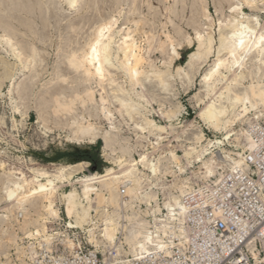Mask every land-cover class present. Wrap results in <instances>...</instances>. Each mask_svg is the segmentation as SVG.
<instances>
[{
    "label": "bare ground",
    "instance_id": "obj_1",
    "mask_svg": "<svg viewBox=\"0 0 264 264\" xmlns=\"http://www.w3.org/2000/svg\"><path fill=\"white\" fill-rule=\"evenodd\" d=\"M84 1L91 12L109 2L122 3ZM137 1L132 0L127 9L131 15L122 27L116 29L118 18L109 14L95 25L89 23L87 35L79 23L90 19L76 12L82 0H51V4L49 0H0V51L14 60L12 65L0 61V96L5 94L4 84L10 82L14 127L15 113H22L20 105L29 109L35 89L41 87L34 106L39 122L48 127L45 131L50 130L49 124L70 129L67 140L77 144L101 138L109 163L101 172L79 175L88 167L87 160L44 165L29 159L20 160L15 170L0 172V211L12 214L25 238L39 236L25 246L18 242L17 232L1 229V237L14 245L17 257L37 254V245L52 250L55 242L72 251L76 240L69 228L85 231L96 246L103 244L105 256L112 250L118 256L140 257L151 251L169 254L172 237L182 230V195L199 181H216L227 168L245 164L240 148L252 147L248 125L264 121V23L260 19L264 0H237L225 21L220 17L224 0H174L168 8L164 6L169 13L168 21L162 22L165 39L144 30V45L136 33L147 18L140 17ZM60 2L76 12L66 22L60 17ZM208 3L221 19L217 36L200 28L203 24L194 17L186 24L194 28L193 36L185 33L177 40L165 31L170 22L176 35H181L183 27L175 25L172 16L182 19L188 5L193 16L203 15L204 26L211 28L214 19ZM53 31L58 33L57 41L51 38ZM84 33L88 37L82 43ZM50 46L56 58L48 67L43 62L51 54L45 49ZM185 46L194 49L185 65L175 67L178 49ZM158 50L168 54L161 66L152 59ZM202 69L200 89L189 97L197 115L182 123L179 115L184 106L173 91L174 83L178 80L187 91ZM30 71L32 75L24 77ZM153 113L165 122H158ZM197 120L221 137H207ZM4 123L0 117V129ZM147 145L155 152L148 151ZM0 164L4 166L5 161ZM66 185L71 186L68 191L63 189ZM62 206L69 219L66 227L48 233V222L60 218ZM8 214L0 213L1 223L9 219ZM3 255L7 261L0 264H8L9 254Z\"/></svg>",
    "mask_w": 264,
    "mask_h": 264
},
{
    "label": "rangeland",
    "instance_id": "obj_2",
    "mask_svg": "<svg viewBox=\"0 0 264 264\" xmlns=\"http://www.w3.org/2000/svg\"><path fill=\"white\" fill-rule=\"evenodd\" d=\"M82 1H83L81 4L82 6L80 5L81 7H79L78 10L80 8L81 9L79 11L77 10L76 12H79V13L82 12L81 14L85 15L84 18L88 17L86 19L87 21L90 19V21H88L87 23H84L85 20L80 21V23H82V24L79 23L80 27H82V26L86 27V28H84V31H88V30L90 31L89 27L91 28L92 25H95V23L97 24V21H100L103 17H104L103 19L108 18V16L110 17V15L118 18V22H117L115 27H116V29H119L120 27L123 26V23H124V20H126V17L131 15L129 13V10L127 11V9H129L128 7L131 6L132 0H121L122 3L120 1L117 2L119 5H122V8L118 4L116 5V3H114V4L110 3V2H109L110 4L106 3L104 5L105 7L102 6V7H100L99 10H97L99 12H97V11L91 12L90 11L91 8L89 10V8L87 7L89 5H87V4L85 5L86 1H84V0H82ZM138 1L140 2L141 5L138 3ZM138 1H137V9L138 8L140 9V10L138 9V12H141V13H139L140 17H146L147 18L146 24L143 25L144 27L141 26V29H139V31L136 33V38L138 39V41H141L142 45H144L145 44L144 39L146 37V34H148L149 36H151L152 34L159 35V36H161V38L165 39V34L163 33L164 29H162V22L168 21L167 17L169 15V13L166 10V8H168L170 5H172L174 3V0H159V1L158 0H138ZM49 3L51 4V0H49ZM148 3H151L150 4L151 5L150 11L151 12H154V11L157 12V14L155 13L154 15L159 14L158 16H154L151 14L150 11H148L149 10L148 9L149 8ZM237 3H238L237 0L236 1L235 0H229V1L224 0L222 2V9L224 7V9L222 11L225 14V16H224L223 13H220L221 19L223 18L222 20L225 21V18L230 14L229 11H231V9H230L231 6H234ZM57 4L60 5V6L57 5V7L61 11V13H60V15H61L60 17H62L61 19H63V18L65 19L64 22L71 19V17L73 15H75L76 12H73L74 8H69L65 3H62V2L57 3ZM154 5L159 6V7H157V9H156L154 7ZM180 7H181L180 5L177 6L178 10L182 11L183 9ZM207 7H208L213 19H214L211 28L209 27V29L208 28L206 29L207 25L204 26V24L207 22L206 18L203 15L199 16V18H198V16L197 17L195 15L193 16V11H191L192 9H190L191 6L188 5L185 8V10L187 9L188 11L183 10L182 16H184V17L181 16L182 19L180 17L177 18V17L172 16V20L175 23V25H178V26L180 25L179 27L180 28L183 27V29H184L183 30L181 28L182 33L180 36L182 38L180 36L178 37V34L176 35V32L173 29V25L170 22H168V28H166L165 31L168 32L167 30H169L171 35H173V37L177 40H182L183 39L182 35H185V33L193 36L194 35V28H192V26L189 27V25L187 26L186 24L190 21V19L192 20V18L194 17L193 19L197 18L199 23L203 24L202 26L200 25V28L204 27V31H207V30L214 31L216 33V36H217V34H218L217 28L219 26L218 23L221 19H219V16L215 13L214 7L210 3H208ZM86 10H88V11H86ZM110 10L112 12H110ZM244 10L248 13H251V9L249 7H246V5H244ZM84 12H85V14H84ZM191 12H192V14H191ZM90 13H92V14H90ZM94 13H95V15L93 18L92 15ZM98 13H100V14H98ZM161 13L163 16H161ZM105 14H107V15H105ZM69 15H71V16H69ZM98 15L100 16L99 19L97 18ZM121 15H122V17H121ZM142 15H144V16H142ZM188 15H190L191 17L189 18ZM91 17L93 18V20ZM154 18H156V20ZM186 19H187V21H186ZM260 19H261V22L264 23V10L260 13ZM89 23H92V25L91 24L89 25ZM150 24H151V26H150ZM155 24H156V26H155ZM126 25L127 26L129 25V27L134 28V25L132 23H128ZM144 30H146V32H147L146 34H144V32H143ZM156 30H157V32H156ZM89 31L85 32V33L87 35H89ZM183 31H185V32H183ZM55 32L56 31H53L52 33H50V35L54 41H57L58 40L57 39L58 33L57 32L55 33ZM86 34L82 35L83 38L80 37V42L83 43L85 41V39L88 37ZM117 38H120V36L117 35L116 39ZM50 47L45 48L47 50V52L44 49L46 53H48V54L51 53V54H49L48 59L45 62H43V64L47 63L48 67H51V65L54 63L55 58H56V56L54 54V53H56L55 48H53V47L50 48ZM168 48H170V47H168ZM193 49L194 48H189L186 46L182 49H178L179 56L174 62L175 67L185 65L187 58H188V55ZM169 51L171 52V49H169ZM1 54H2V56H1ZM0 56H1L0 61L6 60L9 62L10 65H12V63L14 62V60L9 58L5 53H3V52L1 53V51H0ZM3 56H4V58H3ZM52 56H53V58H52ZM167 56H168L167 53L165 54V53L159 52V50L152 53V59L155 60V64L158 66H161V63L163 62L162 60H164ZM7 59H9V60H7ZM210 59H212V57ZM51 60H52V62H51ZM49 61H50V63H49ZM206 67H207V65H205L203 69H205ZM203 69L196 75L197 78L195 77L193 83L188 85L187 91H186V87L182 86V84L178 80L175 81V83H174V85H176V86H174L173 91L175 93L176 92L178 93L179 100H180L181 104L184 106V109L182 110V112L179 115V120L180 121L182 120L181 121L182 123L184 121L189 120V119L195 118L197 115L198 109L194 108L192 106V104L189 101V97H191L190 95L199 91V89H200V78H201V73H202ZM0 71H2L1 67H0ZM32 72H34V71L32 70ZM32 72L31 71L28 72L27 75L24 77H27L30 74L32 75ZM9 84H10V82H6L4 84L3 93H5V94H3V96H0V114H1L0 117L3 118V120H5L4 125L0 129V162L5 161V164H4V166L3 165L1 166V164H0V168H1L0 172H2V170H3V172L6 170L7 171L8 170H15V167L20 166V160L21 161L22 160L29 161V159H30L34 162H39V163L44 164V165H47L52 161L73 163V162L85 160L82 158V156L88 155V154L91 155V152H93V154H95L93 156L94 161L93 162L88 161L91 164H89L88 167L79 175L89 174L90 172H96V171L101 172L103 170L104 166L109 165V163L107 162V158L102 153V147H103L104 143H103V140L101 138H98L93 143L83 142L81 144H77L75 142H71V141L67 140V134L69 133L70 129H67V128L62 129V128H57V127L55 128L54 126H52V124H49V128L51 127L49 130L50 132L45 131V129L48 130V127L45 128L44 127L45 125L43 124V122H39L38 113H37L35 106H34V105H36L35 104V101H36L35 97L37 96V94L39 95L40 91L42 90V89H40L41 87L35 89L34 96H32L31 101H30L31 103L29 104L30 105L29 109L24 108V106H22V104L20 105L23 115H21L22 113H15L16 126L14 127V121H13L14 110L12 109V103L10 100V96L8 95V89L11 88ZM33 97L35 98V100ZM152 115L158 122H162V123L165 122V119L161 115H158L156 113H153ZM197 121H198L199 125L201 126L202 130L204 131V133L207 137L212 138V139H216L218 137H221V134L215 133L212 129L208 128L205 124L200 122V120H197ZM130 136H132V135L130 134ZM21 143H23L26 147L24 146L25 147L24 148L23 144H21ZM175 144H176V141L173 142V145H175ZM164 145H166V144H164ZM146 148H148V151H150L152 153L155 152L154 151L155 148H153L152 145H149V146L147 145ZM230 148L233 149L232 147H230ZM140 149H142V147L138 148V150H140ZM178 153H181V151L178 150ZM135 158L139 159V155L137 153L135 154ZM1 186H2V182L0 179V191L2 190ZM70 188H71L70 185H66L63 189L64 190L66 189L65 191H68ZM1 194L2 193H0V195ZM160 197L162 198L163 196L160 194ZM1 211H0L1 214L10 213V212L5 211V210H1ZM8 215H9V217H8L9 219H5L6 222L5 221L2 223L0 222V237H1L2 232H3V230H1V229H6V227H7V229H9V231L12 229L11 231L17 232V234L19 236L17 239H18V242L21 243V245L27 246L29 244V242L36 241L35 239L37 237H39L38 235H36V237H33V239L25 238V235L23 234V231L19 228V225L17 224L16 220L14 219L13 216H11L12 214L10 213ZM59 215H60V218L48 222V226H49L48 231H47L48 233H54L58 229H60V228L64 229L66 227L69 219L66 216V212H65V209L63 206L59 210ZM4 223H5V225H4ZM9 226L10 227L13 226V227L10 228ZM69 230H71V237L76 240L75 249L78 246H82L84 249H90L93 245L96 246L95 243H93L91 240H89V237L87 236V233L85 231H83L79 228H69ZM72 232L77 233V236H74ZM4 238L3 237L0 238V243H1L0 245H3L2 247L0 246V262H6L7 259L3 254H9L8 257H9L10 262H8V264H16V262L18 260L23 259L24 255L17 257L18 256L17 255V249L14 247V245L11 242H9L8 240L6 241V238L5 239ZM21 238H23V239H21ZM55 243L52 246V250L46 249L45 244L40 245V247H39V245H37L38 246L36 248L37 252H38L37 254H39V248H44L45 250L52 251L51 254H57L56 251L58 252V250L54 249V247L56 245H57V247H59L60 244H57V243L55 244ZM61 246L63 247V245H61ZM96 247H99V246H96ZM102 248H104L103 244L100 245L99 250L102 251ZM63 249L67 253H69V252H70V254H72V252H73V254L75 253L74 252L75 249H73L72 251L69 248H65V247H63Z\"/></svg>",
    "mask_w": 264,
    "mask_h": 264
},
{
    "label": "built area",
    "instance_id": "obj_3",
    "mask_svg": "<svg viewBox=\"0 0 264 264\" xmlns=\"http://www.w3.org/2000/svg\"><path fill=\"white\" fill-rule=\"evenodd\" d=\"M248 131L252 147L240 148L244 166L222 170L216 181H200L182 195V230L169 254L118 256L112 250L105 256L95 245L70 254L60 245L57 254L39 248L16 264H264V122Z\"/></svg>",
    "mask_w": 264,
    "mask_h": 264
},
{
    "label": "trees",
    "instance_id": "obj_4",
    "mask_svg": "<svg viewBox=\"0 0 264 264\" xmlns=\"http://www.w3.org/2000/svg\"><path fill=\"white\" fill-rule=\"evenodd\" d=\"M93 151V150H92ZM95 154H93V152H91V155H83L82 158L87 160V161H90V162H93L94 161V156Z\"/></svg>",
    "mask_w": 264,
    "mask_h": 264
},
{
    "label": "snow or ice",
    "instance_id": "obj_5",
    "mask_svg": "<svg viewBox=\"0 0 264 264\" xmlns=\"http://www.w3.org/2000/svg\"><path fill=\"white\" fill-rule=\"evenodd\" d=\"M262 39H264V38H262Z\"/></svg>",
    "mask_w": 264,
    "mask_h": 264
}]
</instances>
